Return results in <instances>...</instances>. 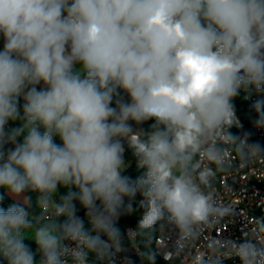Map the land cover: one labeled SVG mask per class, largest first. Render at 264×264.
<instances>
[{
    "label": "clouds",
    "instance_id": "clouds-1",
    "mask_svg": "<svg viewBox=\"0 0 264 264\" xmlns=\"http://www.w3.org/2000/svg\"><path fill=\"white\" fill-rule=\"evenodd\" d=\"M0 36V189L14 201L0 207V260L117 264L127 251L118 221L137 194L138 232L165 222L176 233L160 250L166 260L232 212L209 165L224 172L230 153L245 165L264 158L251 132L231 131L243 127L233 100L264 92V0H0ZM251 107L264 128V99ZM149 120L147 132L130 123ZM124 141L145 170L135 179L123 175ZM30 193L46 212L33 216ZM226 244L238 264H264L254 236ZM139 255L154 264L155 254Z\"/></svg>",
    "mask_w": 264,
    "mask_h": 264
},
{
    "label": "built area",
    "instance_id": "built-area-1",
    "mask_svg": "<svg viewBox=\"0 0 264 264\" xmlns=\"http://www.w3.org/2000/svg\"><path fill=\"white\" fill-rule=\"evenodd\" d=\"M123 97L126 101L128 100L127 97ZM251 103L253 104L254 101ZM256 116L254 111L251 128L255 140L264 144V128H256L252 123ZM133 130L137 131L134 128ZM137 139L138 137H132L133 142ZM124 147L126 161L133 151L127 141H124ZM230 154L233 162L224 172L216 171L210 165L209 167L215 173L214 188L218 199L230 205L232 212L210 225L201 226L199 236L192 240L190 247L181 257L164 259L160 250L170 247V242L176 239V233L172 226L168 229H158L154 239V254L163 264H194L193 257L196 258L195 264H200V260L214 261L217 257L223 261V264H238L234 250L226 244L227 238L236 241L243 236L251 235L264 242V227H260V220H264V158L245 165L239 162L235 153ZM40 209L41 213L46 212L48 206H40ZM44 218L49 219L48 216ZM129 229L134 232L128 233ZM139 234L135 226H128L125 229V235L130 244L125 247L127 251L119 255L117 264H123L124 257L131 259L133 264H146L139 255L140 250L135 246V240Z\"/></svg>",
    "mask_w": 264,
    "mask_h": 264
},
{
    "label": "trees",
    "instance_id": "trees-1",
    "mask_svg": "<svg viewBox=\"0 0 264 264\" xmlns=\"http://www.w3.org/2000/svg\"><path fill=\"white\" fill-rule=\"evenodd\" d=\"M1 40H3L2 36H0V41ZM121 95L127 97L123 93H121ZM261 99H264V92L256 93L255 91H250L249 93H245L244 91H241L240 95L233 100L235 110H236V115L239 118L241 124L243 125V127L240 129L233 128L231 131L234 134L242 135L244 132H251L252 136L250 137V140L252 142H256L254 135H253L252 128H251V120H252V117L254 115V110L251 107V105H252L251 101L255 102L256 100H261ZM23 103L24 102L19 100L20 109H22ZM130 123H132V127L134 129L143 130V131L147 132L150 125L153 124L154 121L149 120V121L143 123L142 125H136L134 122H130ZM10 125H13L12 121H9L6 128L9 129ZM20 139L22 140V137ZM55 142L59 144L60 140H58V138H55ZM6 147L10 148L13 146L7 145ZM126 162H127L128 167L123 172V175H127V176L135 179L136 177L142 175L143 172L145 171L144 169H138L137 168L136 158L134 157L133 152L128 155ZM66 192H67V189H65L63 187L59 188L58 193L55 194L54 203H55V200H57L60 195H64V194H66ZM0 193H2L4 196L3 202L0 203V207L6 208L10 204L14 203V201L7 195L6 192H4L3 189H0ZM30 195L32 196L33 216L35 217V216H38L41 214V209H40V205H38L36 202V194L30 193ZM142 199H143V197L140 194H137L135 199L131 201L132 208H133L132 212L125 213V214L121 215V217L118 221V226L120 227L122 233H124V236H125L124 247H127L130 244V242L126 238L125 229L128 226H135V227L139 226V221H140L139 216L142 217L144 212H145V208L141 206ZM126 203H127V201H126ZM76 206H77V215L84 219L85 225L87 227L88 223H87V218L85 215L86 210L83 209L79 205L78 202H76ZM133 211L136 213V215L133 214ZM45 220H47V219H45ZM161 223L164 224V227H162L163 229H168L171 226V225L166 224L165 222H161ZM157 231L150 233V234L146 233V234H139L138 235V237L135 240V246L140 250V252H144L146 254H154V239H155V235L157 234ZM25 243L28 244L32 248L33 252H36L37 246H36L34 241H30L28 239H25ZM36 259H37V261L40 259L39 254H37ZM94 259H95V257L90 255V260H94ZM142 259L144 260V262L146 264H149V261L147 260L146 257H142ZM0 264H6V262L0 260ZM154 264H163V263L160 262V260H158V258L155 256Z\"/></svg>",
    "mask_w": 264,
    "mask_h": 264
},
{
    "label": "rangeland",
    "instance_id": "rangeland-1",
    "mask_svg": "<svg viewBox=\"0 0 264 264\" xmlns=\"http://www.w3.org/2000/svg\"><path fill=\"white\" fill-rule=\"evenodd\" d=\"M4 41L3 40H1L0 41V43H3ZM77 67H79V65H77ZM24 102V101H23ZM20 111H21V114H22V109H20ZM13 122V125H10L9 126V129L10 128H13V127H19L20 125H21V121L18 119V120H16V121H12ZM58 138V137H57ZM58 140H59V138H58ZM133 214H135L136 215V213L133 211ZM142 217H140L139 216V219H141ZM137 228V230H139V226H137L136 227ZM34 231V230H33ZM33 231H29V232H27L26 233V238H28V240H30V241H34V240H31V237H32V235H33Z\"/></svg>",
    "mask_w": 264,
    "mask_h": 264
},
{
    "label": "crops",
    "instance_id": "crops-1",
    "mask_svg": "<svg viewBox=\"0 0 264 264\" xmlns=\"http://www.w3.org/2000/svg\"><path fill=\"white\" fill-rule=\"evenodd\" d=\"M2 48H3V45H0V50H2ZM38 87L39 88H42L43 87V84L39 85ZM20 100L23 102V99L22 98H20Z\"/></svg>",
    "mask_w": 264,
    "mask_h": 264
},
{
    "label": "water",
    "instance_id": "water-1",
    "mask_svg": "<svg viewBox=\"0 0 264 264\" xmlns=\"http://www.w3.org/2000/svg\"><path fill=\"white\" fill-rule=\"evenodd\" d=\"M4 43V42H3ZM3 43H0V45H3Z\"/></svg>",
    "mask_w": 264,
    "mask_h": 264
}]
</instances>
